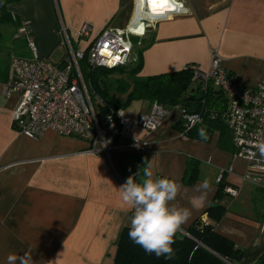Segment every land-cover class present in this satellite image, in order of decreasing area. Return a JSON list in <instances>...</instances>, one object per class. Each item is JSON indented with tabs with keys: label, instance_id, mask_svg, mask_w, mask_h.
<instances>
[{
	"label": "crops",
	"instance_id": "obj_1",
	"mask_svg": "<svg viewBox=\"0 0 264 264\" xmlns=\"http://www.w3.org/2000/svg\"><path fill=\"white\" fill-rule=\"evenodd\" d=\"M176 2L187 7L188 14L169 12L180 5L159 10L166 18L142 38L137 76L180 71L189 65L207 70L211 49L243 85L252 86L264 76V0H222L200 13L184 0ZM130 3L20 0L0 14V264H113L120 230L130 227L132 216L119 187L145 166L146 159L154 176L175 178L182 185L176 202L192 211L183 229L198 218L207 219L217 173L232 167L223 183L237 189L238 195L225 194L217 201L226 212L215 231L244 250L236 264H257L264 255V190L241 181L246 161L218 147L217 131L208 140L177 131V110H171L156 131L138 130L148 142L145 152L118 153L112 165L102 155L87 153L89 144L80 138L47 131L31 139L13 127L18 98L5 97L3 90L11 78L12 59L33 58L27 37L35 42L38 56L50 61L65 46L62 26L71 36L83 24H91L92 38L106 27L122 29L132 17ZM19 28L25 32L17 36ZM146 103L145 110L129 116L146 113L150 107ZM259 156L264 158L261 149ZM189 160L197 162L199 170L193 186L182 182ZM205 179L210 191L193 207L201 194L196 185Z\"/></svg>",
	"mask_w": 264,
	"mask_h": 264
},
{
	"label": "built area",
	"instance_id": "obj_2",
	"mask_svg": "<svg viewBox=\"0 0 264 264\" xmlns=\"http://www.w3.org/2000/svg\"><path fill=\"white\" fill-rule=\"evenodd\" d=\"M179 5L177 13L188 14V8L182 3ZM134 17L133 11L124 28L106 27L94 38L91 24H83L71 36L62 26L60 33L69 52L63 66L39 57L35 42L27 37L33 58L12 59L11 78L3 90L5 97L16 95L18 98L12 112L15 130L31 139H38L47 131L80 138L89 144L87 153L102 155L112 165L113 157L118 153L145 152L148 142L137 133L138 130L156 131L171 110L178 111L184 131L201 124L207 111L206 93L213 87L222 92L227 102L222 118L230 130L235 154L246 161L241 181L264 190V158L259 156L260 145L264 144V76L252 86L243 85L223 67L216 49L210 50L207 70L196 65L185 67L191 71L194 92L201 95L199 110L190 112L180 104L167 107L154 101L149 110L137 118L126 116L124 109L110 111L105 116L98 114L92 96L96 102L101 100L95 96L91 82L84 78L81 63L84 62L90 71L135 64V49L142 45L141 39L147 30L160 19H144L138 14L137 22L141 21L144 26L138 34L129 28ZM24 32V28H19L16 35ZM133 37L138 38L135 43ZM209 114L213 116L214 113ZM231 171L232 167L220 170L216 183L223 182L224 174ZM224 193L236 197L238 190L225 186ZM178 233L187 235L183 228Z\"/></svg>",
	"mask_w": 264,
	"mask_h": 264
},
{
	"label": "trees",
	"instance_id": "obj_3",
	"mask_svg": "<svg viewBox=\"0 0 264 264\" xmlns=\"http://www.w3.org/2000/svg\"><path fill=\"white\" fill-rule=\"evenodd\" d=\"M19 1L0 0V14L6 12L9 5ZM137 39L133 38V42L135 43ZM142 50V46L135 49L137 62L133 65L83 71L84 78L91 82L95 96L101 100L94 104L98 114L105 116L110 111L125 109L131 102L137 100L150 104L156 101L167 107L180 104L187 109L195 107L199 110L201 95L198 92L193 94L195 87L188 68L145 77L137 76L142 66ZM226 107L227 102L222 92L209 87L205 101L207 111L201 124L187 131H184L179 123L174 127L181 134L198 140H205L198 135L201 128L205 130L208 138L212 132L217 131L218 147L235 152L230 130L222 118ZM210 112L214 113L213 116H210ZM198 177L197 162L187 161L182 177L183 184L193 186ZM224 187L223 182L217 183L213 199L205 210L207 219H196L184 229L187 235L177 234L170 259L146 253L129 238L130 227L125 226L121 228L116 242L113 264H236L243 257L244 250L237 248L234 242L215 231L216 225L226 212V209L217 202L225 195ZM262 263L264 255L259 258L257 264Z\"/></svg>",
	"mask_w": 264,
	"mask_h": 264
},
{
	"label": "clouds",
	"instance_id": "obj_4",
	"mask_svg": "<svg viewBox=\"0 0 264 264\" xmlns=\"http://www.w3.org/2000/svg\"><path fill=\"white\" fill-rule=\"evenodd\" d=\"M191 119V117H189ZM201 139H207L203 128L198 130ZM264 153V144L260 145ZM182 185L175 178L154 176L152 166L145 160V166L127 177L119 187L123 204L132 209L129 238L148 254L170 259L172 245L182 226L191 218L192 211L177 203ZM200 196L194 198L203 203L210 191L207 179L196 185Z\"/></svg>",
	"mask_w": 264,
	"mask_h": 264
},
{
	"label": "rangeland",
	"instance_id": "obj_5",
	"mask_svg": "<svg viewBox=\"0 0 264 264\" xmlns=\"http://www.w3.org/2000/svg\"><path fill=\"white\" fill-rule=\"evenodd\" d=\"M184 1L189 6H192L196 13H200V12L207 11L209 5L215 4V3L220 2L222 0H184ZM130 4H131L130 5V9L132 10L131 11V14H132L133 11H134L135 1L131 0ZM151 17H153V16H151ZM124 25L125 24H123V23L121 24V26H124ZM68 54H69V52L65 48V46H61L59 51L57 52V54L54 55V58L50 59V61L52 63H54V64H58L59 65L62 62V58L63 57L67 58ZM81 67H82L83 71L86 70L84 62L81 63ZM92 99H93V102L95 103L96 102V98L94 96H92ZM139 101H141V103H139ZM146 107H147L146 101L137 100V101L131 102L130 105L124 109V111H125L126 116L130 117L129 114H133V113H137V112L139 113L140 111L145 110ZM140 115L141 114H139L137 117H139Z\"/></svg>",
	"mask_w": 264,
	"mask_h": 264
},
{
	"label": "bare ground",
	"instance_id": "obj_6",
	"mask_svg": "<svg viewBox=\"0 0 264 264\" xmlns=\"http://www.w3.org/2000/svg\"><path fill=\"white\" fill-rule=\"evenodd\" d=\"M134 19L132 20V23L129 25V28L133 30V32L141 34L143 31V24L141 21L137 22V16L138 14L142 16L144 19H154L155 15L162 14L164 11H160L163 8H169L173 9L174 5H179V3L176 2V0H134ZM175 3V4H172ZM171 10L170 13H173ZM167 13V12H166ZM153 16V17H151Z\"/></svg>",
	"mask_w": 264,
	"mask_h": 264
},
{
	"label": "water",
	"instance_id": "obj_7",
	"mask_svg": "<svg viewBox=\"0 0 264 264\" xmlns=\"http://www.w3.org/2000/svg\"><path fill=\"white\" fill-rule=\"evenodd\" d=\"M173 12H177V11H173ZM164 18H166L165 13H164V14H159V16H157L155 19H160V20H162V19H164ZM189 111H190V112H195V111H196V108H195V107H191V108L189 109Z\"/></svg>",
	"mask_w": 264,
	"mask_h": 264
}]
</instances>
